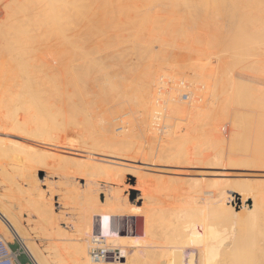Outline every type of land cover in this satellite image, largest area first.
<instances>
[{
    "label": "rangeland",
    "instance_id": "374dc122",
    "mask_svg": "<svg viewBox=\"0 0 264 264\" xmlns=\"http://www.w3.org/2000/svg\"><path fill=\"white\" fill-rule=\"evenodd\" d=\"M13 1H15V0H13ZM13 1L10 2L12 5L10 3H9L10 5H9L8 0H0V8H1V4L4 6L7 5L8 6L7 8L9 10V12H8L7 8H5L6 11L4 9H3V11L0 10V21H2V20L4 21V19L6 20L5 17H7V16H8V18H9V16L10 17L14 16L13 18H9V19H12V21L16 20L15 15H17V14H15V13H17L18 8H15L16 11H12V10H14V7L16 5H13V4H16L17 0L15 3ZM19 1H22V0H18V4H19ZM34 1L35 0L24 1L26 5L28 2H29V4L31 3L30 5L28 4L29 6H26L23 2H21L22 4L21 3L19 4V7H21L20 10L21 11L23 9L26 10V8L27 7L29 8L30 6L33 7ZM59 1L60 0H57V1L56 0H51V1L50 0H36V5H35V3H34V5L38 6V7H35V6L34 7L37 8L36 10H37L39 15L36 13L35 9H34L35 10L34 13H30V12L34 11L32 9L33 11L27 10V12H26V13H30V14H26L24 10H23L24 12H22L23 13L22 16L20 14H18V16H21V19L19 20L20 17H18V16L16 18H18L20 24H19L18 20H17V22H18V25H20V26H21V24H23L22 27H24V25L27 23V25H25V26H28V29L30 27H33V29H34V27L37 25L36 23H38L37 27L39 30H36L37 33L34 32L35 29L33 30L31 28V30H33L32 31L33 35L31 34L30 29H29L30 33H28L29 32L28 30L27 31L25 30L27 27H24V29L21 28L23 31H25L27 33L26 34L24 32L25 35L29 34V37L31 35L30 38L27 36L24 37L23 34L21 35V33H23V31H21V29L20 30L17 29V28H20V27H18L17 24H15L17 26V28L14 25V23H17V22H13V25H11V24L8 25L11 28H13V30L8 28L6 21H4L5 23H3V21H2L3 24L0 22V28L2 26L4 27L3 33L5 34L2 36V34H3V33H1V30L3 28L2 27L0 29V47L2 44L0 51L2 49H6V51H7V52H5V50L1 51L2 56H0V60H1V62H0V75H2V76H0V78L3 80V81L2 80L1 81L4 83V79L6 80V76L8 74H9L8 78L9 77H17L18 78L20 76V73H21V65L15 66L16 70H14L15 67L14 66L12 67V65H10V61L9 60L6 61L7 60L6 54L9 55V52L11 54L14 53L15 56L17 54L16 60H17V63H20V64H21V61H22L24 56H25V58L28 57L30 59V62L32 63V65H31L32 67H30V68H34L33 73L31 72V74H33V76L36 74L34 76L35 79L33 78L34 79L33 81L38 82L39 79L44 76L43 77L44 79H40L41 83L40 82H38V84L33 83L31 88H29L30 95L33 97L36 94V92L33 90H36V91H38L37 94L40 97L39 99L42 98V100H44V98H46V97H47L46 99H48V98L50 100L52 99L50 101V103H48L50 105L47 104L48 108H45V107L43 108V111L47 110V111H49V113H52V115L50 117H48V120H49L48 125L46 124L47 130H49L47 132L50 134L52 133V135H55L54 133L58 134L59 138L61 137V139H60L61 141H63L64 137H66V135L69 134V132H71V133L73 132V134H78V137L82 138V136H81L82 130L78 133H77V131H79V128L83 125L80 128V129H84L83 130L84 131L83 138L84 137H88V138L90 137V139H92V137L94 136L93 134L96 133L97 134L96 136L102 135L104 137L103 141H105L107 139H108L107 141H114V140L115 141H118V140L119 141L120 140L129 141L128 145L130 146L131 150L132 149L133 150L130 151V150L126 149V152H125V149H124V152H123V150H120L122 152L119 153V155H118V152H120V151H117L115 154H114V152L110 151L114 156H112V154L109 151H105V149H106L105 146L101 147V145H104L103 143L99 144L101 149H102V150L100 149L101 151L97 147L99 150V154L95 151L94 152L92 151L93 153L91 152L90 149L93 148L91 146V144H90L91 148L89 145H87L88 146L87 149L90 150L89 152H91V155L97 156V157L102 158V159L103 158L104 159H115L118 161H123V159H126L127 161L124 160L123 162H130L131 161V163H135L138 165H140V160H138V159L141 157L144 158V160H141V163H142V161L144 162L143 165L141 164V166L143 167V169H141V170L142 171L144 170L143 172H145V174L146 173L148 174L145 176V178H148V180L143 178V180H145L143 183H145L146 185L144 184V187L143 186L140 187V186L136 185L135 178H133L132 181L128 182L130 185L126 184V183L123 185L120 183V185L123 187H127L128 200L129 201L135 199L140 194V192L138 190H140V188H142V190L145 191V193L147 194V196H146L147 200L145 197L142 202L148 203L151 206L160 203V204L165 205L169 208L176 206V204L178 205L179 202L184 203V200L186 199L185 194H186V196H187V193H188V195H190L189 191H188V190H190V188L188 189L187 187L192 188L193 184H197V183H194V181H193L194 177H193V175H191L192 171L194 172L193 174H195V173H199V172L204 173L205 171H203V170H207L206 169L207 167H205V166L203 167L200 165L195 166V168H193L194 166H192V165L190 167H188L189 164L187 166V164L185 162V161H187V159L185 160V157H188L187 154H189L191 152V150H190L191 147L196 145L193 141H195L196 143L198 141H200V143L202 142L203 144H204L203 141H208V145L210 143L209 141H216L217 146H215V148H218L219 152L221 153V158H225L228 154L232 157L231 161L233 163V166H232L233 168L231 169V167L230 168L228 167L229 168V170H228V168L220 166L221 169L216 167L219 170L214 169V167H212L213 169H208V170H216L218 172L223 171V173H225V174H221L222 176L218 175L220 178L223 179V177H224L225 179H228L230 181L233 180L232 182H234L236 180V183L234 186H236L237 189H235V192H232L233 197H234L233 203L236 204L237 206L244 203V205H242L243 209H242L241 205L239 207H241V209L243 211H245L246 213H247V211L244 208L245 205L248 204L249 207L251 205H252L251 207H253V205L255 204L254 205L255 209H253V210H255L254 211L255 214H257L256 212L258 211L259 215L260 214L263 215L264 214V209H263L264 208V187L263 186L260 187V185L257 186L256 184L255 185L254 184H250V185L248 184V186L246 184H239V183H237V180L238 181H246V182L248 181V182H252V183H254L255 179L257 180V181L255 180V182L264 181L263 180L264 177L260 176V174L261 175L264 174V169H263L264 167L263 168L258 167L259 165L264 166V163H263L264 162V154H263L264 150L262 151V147L264 148V145L262 144V142L264 141V0H91V1L85 0L86 6H85V8L81 9L80 12L83 11L85 13L86 10L88 11V13H87L88 21L90 19L89 23L92 24V25L90 24V26H89L90 31H91V28L94 29L91 32L94 36L92 39V41L94 40L93 41L94 44H92V45L93 46L95 45L94 46L95 47V50H94L95 53L93 52L94 55L93 54L90 55L91 53H89V52L92 51V50L89 51L90 47L89 48L87 47L88 48L87 52L89 53L88 55L92 56L91 58L93 60H95L93 62V64H95V66L98 65L99 67L96 66L97 67L96 71L94 70L96 67H92V66H94L93 64L90 65V67H89L88 71L91 73L90 75L92 77H90V75H87L86 77L88 78V80L89 79L91 80V78L95 77L94 78L95 81H93V79H92V82L89 80V82L93 86V87L91 86L92 88L89 87V85H91V84H89V85L87 84V86H88L87 92L88 93L86 92L85 96H87L88 94L89 95H88V97L84 96L85 98H87V99H84V100H86L85 102L83 101L84 103H86V105L85 104L82 105V106H86L87 109H84L85 107H83L84 112L82 113V115H81V113H79L80 115H77L79 118L78 117H76L77 119L73 118L74 121L77 120L76 123L73 122L72 119H69L70 117L67 118L68 114H69V116H71V112H69L70 107H69V109L67 108L68 110L65 107V104L67 103V101L69 102V100L66 101V98H65L64 101H62V100H60V98L57 99L56 97L52 96L57 91L60 93L59 87L56 90L53 86L57 87V85L59 86L60 84H61L60 86H63L62 83H60L59 81H61V79L64 78L63 74L66 73V70L68 69V67H67V69H66V67L65 68L63 67V69L65 71H63L64 73L61 72L62 71L61 65L65 64V62L66 63H68V62L73 63L74 62V61L70 60L72 57L71 58L69 57V53H71V50L69 48L70 46H66V45H69L70 42L67 43V39H66V41H64L65 39L63 40V38L67 37L68 33H69V35H71V31H69V29L72 30V28L74 26V24H73L74 20H71V19H73L75 16L73 14V17H71V15H70V14H72L71 9L72 8L74 9L75 4L79 0L78 1H76V0H63L64 3H62V0L60 2ZM67 1L69 4L67 3ZM71 2L74 4V6H72ZM86 2H87V4H88V2H90V4H88L89 6H87ZM43 3L44 4L47 3V4L43 5ZM83 3H84V0H83ZM83 3L78 2L77 4L81 5V7L80 6H78V7L82 8L83 7L82 5H84ZM23 4L26 6V8H25V6H24V8L21 6ZM54 4H56V5H54ZM61 4H62V6H61ZM63 4H64V6H63ZM65 4H66V6H65ZM58 5H60L62 8L59 9L60 6H58ZM11 6H13V7H11ZM54 6H55V8L57 7V10L59 9L57 11V13H56V9L54 8ZM9 7H11L12 10H10ZM16 7H18V6H16ZM52 7L54 8L55 11L52 10ZM63 7H64V10H63ZM44 9H45V11H44ZM10 11H11V13L13 12L15 15H13V13L11 15ZM43 11H44L45 15L48 14V15H46L48 17H46L44 14H42ZM73 11H75V9ZM5 12L9 13L10 15L9 14L5 15L4 14ZM83 12H82V16H85L86 13L83 15ZM3 14L5 15V17ZM32 14H33V16H32ZM55 14H57V15H55ZM28 15L29 16L31 15V18L32 17L34 19L38 18L40 20L37 19V21H36V19H35V21H34L33 19H31L34 22L29 21L27 19ZM34 15L35 16L37 15V17H35ZM55 17H57V18H55ZM85 17H83V18H85ZM22 18L23 19L25 18L24 21H26V19H27V21L23 22ZM29 19H30V17H29ZM81 19L82 18H80V20ZM41 20H43V21H41ZM86 20L87 19H85V22H86ZM38 21H41V22L39 23ZM71 21H72V24H71ZM83 21L81 24H83V23L85 24V22H83ZM28 22H31V23H28ZM53 22H54V24L57 22V24L54 25V24H52ZM10 23H12V22H10ZM31 24H33V26ZM71 26H72V28H71ZM6 28L8 29V31H7L8 33H9V30H10V33H11V31H13L12 35H10V33L7 34V32L5 30ZM35 34H36L35 37H37V38H35L36 41H35V39H34V41L36 43H34V42L30 43L29 39L33 38ZM63 34H64V36H63ZM92 34H91V37H90V34L88 35V37H90V40L88 39L89 43H91L90 41L92 38ZM8 35L11 37L14 36V37H16V39L22 38V40H24V42L22 44L23 47L20 44L18 45L17 42H14V43L18 47L15 46L14 43L10 42L11 40H9V39H11V37L10 38L7 37ZM69 35H68V37H69L68 41L71 38ZM22 36L24 37V39ZM60 36H61V38H60ZM4 37L5 38L7 37L6 40H8V42H10L13 45L10 46L11 44H9L6 41L2 42L5 40ZM16 39L14 38L13 40H16ZM59 39L60 40L62 39L65 43L62 40L60 41ZM31 40H33V39H31ZM24 43L26 44V46L24 45ZM28 43H30V44L33 43V44L28 45ZM59 44H61V45H59ZM64 44L67 48L66 47L64 48ZM56 45H58V47L62 46L63 51L60 50V48L58 49V47H56ZM28 46H30V47H28ZM93 46L91 47V49H94ZM55 49L57 52L55 51ZM3 51H4V53H2ZM58 51H60V52L62 51V52L58 53ZM55 52H56V54H59V55H54ZM4 54L6 57L4 56ZM224 54L225 55L227 54V55L224 57ZM55 56H57L56 57L57 59L55 58ZM1 57H3V58H1ZM93 57H96V58L94 59ZM139 57L140 58L143 57V59L140 60V61H142V63L138 60V59H140ZM4 58H6L5 59L6 63L4 61ZM28 58H26V59H28ZM58 58L59 59L64 58V59L58 60ZM68 58H70V59H68ZM223 58L225 59L224 64H223V60H222ZM220 59L222 60V63H221ZM2 61H4V63ZM44 61L51 63V64L48 63L49 67H51L50 65L57 66V64H59V63L61 64V62H62V64L59 65L60 69H59V66H57V68L61 72V73L60 72L59 73L62 74V76H61L62 78L60 79V77H59L60 80L58 79L57 72H55L56 70L54 71V74L57 75L56 76L57 78L52 73V71L49 70L51 72L50 73L49 71L47 72V69H46V72H47V74H46V72L43 71L44 69L41 70L42 66L45 65V64H43ZM97 62H98V64H97ZM7 63H9V64L5 65ZM55 63H56V65H55ZM2 64H3V66L1 68ZM48 65L43 66V68L44 67L47 68ZM5 66H8L7 70H6L7 67H5ZM64 66L71 67V64H68V65L65 64ZM211 66H213V67L211 68ZM220 66H222V67L220 68ZM142 67H145V71H147L150 67H152V68L154 67V70L157 73L154 72V70L152 68L151 69L153 71L149 70V71H151V74H153L152 72L156 73L155 75L153 74L154 77L158 73L161 72V73L166 74V76L162 77L164 80H167L169 78L172 79L171 85H168L167 87H165V89L161 88V90L163 91V94L159 98V101L161 104H160V107L157 108L158 112H156L157 118L155 120L158 123V125H157L158 127L154 128L152 131H150V133L146 132V131L148 129V124L150 123L151 115H149V113L146 111L144 112L142 110V106H141V103H142L141 101H142V99H144V97H142L143 91L141 89V80L139 79L140 78L139 76L144 73V71H143L144 68L141 69ZM146 67H147V69H146ZM38 68H40V70L42 71L41 74L38 71ZM91 68H93L92 70H94V71L90 70ZM3 69H5V70H3ZM11 70L12 71L14 70V71L11 72ZM69 70H71V68H69ZM138 70H139V72H142V71L143 72L137 73ZM3 71H4V73L6 72L7 74L5 73L6 74L5 75L3 73ZM15 71H17V72H15ZM202 71H204L206 74H203ZM211 71L213 72L214 76H211V78L209 76V79L208 80L206 79L207 81H209L210 79L211 80L213 79L212 80L213 83L210 80L211 85L209 86V90L208 89L203 90V88L200 90V92L203 94L202 95L203 99L199 103H201L204 100V102L202 103V107H201L203 110L202 111L203 115L201 117V120L195 125H190V124H187L188 117H185L186 115L180 114L179 112H178V114L177 113L176 114L170 113V108L168 106L169 96L174 95L176 97V99L174 101H172L173 103L176 102V103H184V104L186 103L187 104L188 102H190V99L192 97L190 94L193 91L194 92L199 91L198 89H196L197 87H200V83L198 82V80H200V79L198 77H200L202 74L204 75V76L203 75L202 76L205 77V76H207V73L211 72ZM60 74H59V76H60ZM138 74H140V75H138ZM64 75H66V74H64ZM3 76H5L4 79H3ZM21 77H22V74H21ZM45 78H47V79H45ZM87 78H86V80H87ZM53 79H55V80H53ZM46 80H49L50 82L47 81L48 82V84H47ZM45 82H46V84H45ZM3 83H1L0 85H2ZM51 83L53 84V86ZM54 83H56V84L54 85ZM35 84H36V86L40 84L41 87L40 86L36 87ZM249 84L250 85H258V86L262 87L263 93L260 94L259 97L254 96L248 87ZM181 85H184L185 88L182 89ZM47 86H48V88H47ZM32 87H33V89H32ZM46 88L49 90V92L51 94L48 91L46 92ZM51 88H53V89H51ZM19 89L20 88H17L18 91H19ZM50 89L52 92L50 91ZM17 90L13 91V93L11 91V96H6L3 94H0V97H2V98H0V104H1L0 105V107H1L0 116L3 117L6 113V114H10L12 116H16L17 119L20 121L22 118L21 116H23V113H24V115L27 114V113H25V111H23L26 109V108H24V106L27 107L26 111L30 110L27 114V115H29V118H30V115L33 114L32 111H34L32 107L36 108V106L30 107V106L26 105L27 104V102L25 103L26 98L23 97L24 98V101H23L22 96H16V92H18ZM43 90H45V91H43ZM91 90H92V92H91ZM40 91L43 92V95H41L42 93ZM173 91H175V92H173ZM181 92H187L188 96L186 99H183L182 95L180 94ZM37 94L35 97L38 98ZM225 98H226V100H224L225 103L222 104L223 99H225ZM220 100L222 101L221 104H220ZM13 101L14 102L18 101V104H16V102H15V104H16L15 105L14 103H12ZM22 101L24 103L23 104L24 106H22ZM9 102H11L12 104ZM3 103L5 104L4 106H3ZM9 104H11L12 106H10ZM14 105L16 107H17V105H19V107L17 109L14 108L16 111V115H15V113H14V115L12 114V112H14V109H13V107H15ZM70 105H68V106H70ZM2 106L6 109L2 108ZM66 106H67V104H66ZM28 108H30V109H28ZM10 110H13V111H10ZM50 110H52V111H50ZM53 110H56V111H53ZM47 111H46V113H47ZM7 112H10V113H7ZM64 112H66L65 117H64ZM34 113H36V110ZM53 113H55V114L57 113L56 115H60V118L62 120L64 118L65 121L64 120L59 121L56 125L55 123H53L54 122L53 118L55 117V115ZM85 114H86V116H84V117H86L88 119L87 121L89 123L86 125H88L89 128L84 125L87 122L84 121L85 123H82V121H83L82 119L86 120V118L83 117V115H85ZM33 115H37V114H33ZM61 115L63 116V118L61 117ZM109 115L110 116L113 115V116L110 117ZM114 116L117 117L116 124L113 120L115 118ZM102 117H103V119H102ZM110 118H111V120H110ZM31 120H33V118ZM80 120H81V123L79 122ZM105 120H107L109 122V124H107V121H105ZM37 121H38V118H37ZM37 121H35V122H37ZM145 121H146V123L144 124ZM77 122H79V123H77ZM110 123H113L116 126L115 125L113 126V124H110ZM35 124L37 125L38 123H35ZM90 124L92 126V129L89 126ZM106 124L108 126H106ZM160 124L163 125V127H164L162 130H160V127H159ZM36 125L32 124V121L29 123V126H31L32 128ZM110 125H112V127ZM54 126H55V128H54ZM58 126H59V128H58ZM75 126H78V127L75 128ZM101 126H104L107 128H102ZM168 126H170V127H168ZM110 127L112 128V130L110 129ZM3 128H2V130L0 128V130H1L0 131V138L1 137H3V138L8 137L10 139L11 138L18 139L16 137H13L15 134L8 133V132H5V133L2 132L4 130L8 131V129H5L6 126H3ZM87 128H88V130H86V133H85V129H87ZM121 128L123 129L122 131H120ZM58 129L61 132H58ZM104 129H106L105 133H104ZM98 130H100V131H98ZM91 131H92V134H91ZM130 131H131V133H130ZM168 131H169V133H168ZM93 132H95V133H93ZM107 132L108 133L110 132V134H108ZM125 133H127L126 136H128V137L124 136ZM170 133H171V135H170ZM257 133L258 134L262 133L259 136H263V137L260 138L259 136H257L258 135ZM9 134L12 135V137ZM20 134H22V132ZM84 134H87L88 136H84ZM90 134L92 135V137ZM103 134L104 135L106 134V135L104 136ZM111 134H113V135L111 136ZM15 136H17V135H15ZM96 136H95V138L97 139V141H100L101 139H103V138H101L102 136L100 137L101 139H99V136H98V138ZM123 136H124V138H123ZM83 138L80 139V141L86 140L87 141V142L85 141L86 144L89 143L88 142L89 139H87V138L83 139ZM95 138L93 137V139H95ZM112 138H114V139H112ZM255 138H256V140H255ZM93 139H92V141H94ZM72 140L74 141L75 139H72ZM259 140H260V142H258L259 145H260V143L263 145V146H261L262 152H260V149L258 150L259 147H256L258 155L253 154L254 150L252 148H255L254 143H256L258 145V143L255 141H259ZM65 141H68V140L65 139ZM151 141H153V143H151ZM160 141H168L166 143V145L169 147V150L165 152L166 164L164 163L165 164V166H164L163 162L162 163L161 162H155V164L156 163H160V164H157L158 166L157 165L154 166L153 165L154 164V160H153L154 156L152 155V153L150 155L148 153L151 152V149H153V152H155L157 147H155V145H153V144L156 143V146H157ZM169 141H172L171 144L173 146L171 148H173V149H170L171 144L169 143ZM191 142H192V144H191ZM94 144H96V143H94ZM74 145H76V144H74ZM191 145H193V146H191ZM208 145L206 147L209 148L210 145L209 146ZM151 146H153V148ZM202 147L203 146H201V148ZM204 147H205V144H204ZM97 148L95 146L94 150L98 151ZM177 148L179 150H177ZM142 149L144 150V153L148 152L146 154H148L150 156V158L146 154H141V155L145 156V157H143L137 153V151L143 152ZM154 149H155V151H154ZM202 149H204V148H202ZM103 150L105 151V153H102ZM148 150H150V152ZM213 150L209 149L208 151H213ZM185 151L187 153H185ZM205 151L206 150H203L202 152H205ZM258 151H259V153H258ZM106 152H107V154H106ZM183 153H184V155H183ZM255 153H256V150H255ZM261 153H262L263 159L261 158L262 157L261 155H260L261 157L259 156V154H261ZM129 154H130V156H129ZM251 154L256 155L255 157H257V158L259 157L258 160L254 159L251 156ZM151 155L153 156V158ZM147 156H148V159H147ZM173 156H175V157L172 158ZM196 156L199 158V161L201 163L202 154L200 153V154H197ZM145 158L147 160H145ZM181 158H183V159H181ZM133 160L135 162H133ZM146 161H149V162H146ZM179 161H180V163H179ZM183 161H184L186 166L185 165L182 166V164H184ZM177 162L179 164H177ZM6 163H7V161L3 159V155L0 154V179H1V181H3L5 179V175L3 174V165H6ZM174 163H176V164H174ZM257 164H258V166H257ZM44 170H45L44 168L38 167L35 171V175L37 177V183L39 185H41V183L43 184L45 178H47V175H48L47 170H45V171ZM189 173H191V174L189 175ZM242 173H245V174L251 173L252 175L247 174L246 175L247 177H246L243 174L241 176L240 174H242ZM149 174H150L151 178L153 177L152 179L149 178ZM257 174H259V176ZM144 175H143V177H144ZM226 175H227V177H226ZM230 175H233V176H230ZM52 176H53V179H52V177H50L49 180L54 185L55 183H57V180H59V178L57 176V173H55V172H53ZM124 176H125V174L123 175L121 173L118 177L121 180H124L123 179ZM202 176H200V177H202ZM218 176H212V177L219 178ZM155 177L159 181L157 179H155ZM86 178H87L86 180L93 183V181H94L93 177H91V178L86 177ZM234 178H235V180H234ZM16 179L19 182H22V186L23 185L25 187L27 186V183L24 179L19 180L18 177ZM89 179H91V180H89ZM203 179L199 180V184H200V187L202 190L206 189L204 186L205 181ZM251 179H253V181ZM258 179H260V181H258ZM97 180L98 179L96 178L94 182H97ZM152 180L154 182L157 180V184H156V182L153 183ZM176 180H178V181H176ZM149 181H151V182H149ZM83 182H84V180H82V179H78V181H77V183L80 186L82 185ZM23 183H25V184H23ZM149 183H150V185L151 184H154V185H151V187H150ZM183 183H185V184L183 185ZM1 186L2 185L0 184V191H3V190H1V188H2ZM108 186L109 185L106 184V186H104L103 188L108 189L110 187V186L109 187ZM145 186H147V187H145ZM183 186H185V187H183ZM42 188L45 189V187H43V186H42ZM183 188H185V190ZM186 190H187V192H186ZM238 190L241 192H239ZM236 191H238V192H236ZM124 193H126V192H124ZM193 193H191L190 196H192L193 199L198 197L197 198L198 202H201L200 198L205 199V194H202V192H198V193L196 192L198 195L195 192H193ZM200 193L202 195H200ZM173 195H174V197H173ZM47 196H48V194H47ZM175 196H177V197H175ZM56 197L58 198V196H56ZM149 197L151 198L150 200H148ZM183 197H185V198H183ZM240 198H241V200H240ZM245 200L248 203L244 202ZM174 201H176L178 203H175ZM173 202L175 203V205ZM240 202H242V203H240ZM140 203H141V200H140ZM140 203L137 202L135 204V206H138ZM259 204H262V205H259ZM75 206L76 207H74V205L73 206L71 205L70 211L73 212L75 209L74 212L76 213L77 212L76 210L78 209V207H77V205H75ZM139 206H141V205H139ZM260 206L263 208H261ZM246 207H247V205H246ZM251 207H250V209H252ZM54 208H55L56 213H60V214L62 213L63 214V216L60 218V226L64 227L68 231V234L70 233L72 235V237L70 234L68 237L56 236L53 239L54 241L52 240V242L56 245H59L58 246L59 250L61 249L60 251L64 252L63 253V252H60L58 250L61 253L60 258L63 257L62 259H64L62 261L65 264H70V263L73 264L74 261L72 259H70L73 257V255H72L71 248H70V246H68V244H72L74 242V238H75V236H74L75 233L73 231L74 228H73L72 224H70V223H67L68 226H65L64 224L67 222L66 220H70V218L73 220L75 217L70 215L72 212H70L68 210L67 211L70 213H66L67 211L63 210L61 208L60 204L54 206ZM256 208H257V210H256ZM259 208H260V210H259ZM241 209L240 210L237 209V211L241 212ZM246 209L248 210L249 208L247 207ZM74 212H73V214H75ZM249 212H251V211H249ZM262 212H263V214H262ZM237 235H238V232L236 231V233L233 235V237L236 238ZM85 236H86V238L84 236H82L83 238L81 237L80 240H81V242L83 241L84 243L87 244V245L86 244L85 245H86V248L88 249V252H89V249L92 246L91 242L89 241L90 235H87V233H85ZM256 237H257L256 238L257 240L255 239L256 241L255 240L253 241L254 242L253 247H251V249L249 251H247L246 260H247L248 264H255V263L260 264V260H261V264H263V259H261V258L264 256V248H261V247H263L264 245L262 244L263 242L260 239L261 235H258ZM2 238L4 239L3 236H2ZM259 239L261 240V243H259L260 242ZM31 240L33 242H37L40 246H42L44 248L49 247L47 244H49L48 242H51L50 240L47 241V239H44L43 237H39V238L37 237L35 239L32 238ZM16 241L17 240H15V239L13 240L15 245H17ZM257 242H258V244H257ZM62 244H66L67 246L66 247L62 246ZM260 244H262V245H260ZM126 245L127 246L125 247V249H126L128 255L137 252L140 258H144L146 255V251L149 250V247L147 245H143V244L129 242ZM257 245H258V247H257ZM110 246L114 247V249H116V250H120V249H118L119 246H117V245H114L111 243ZM259 246H261V247L259 248ZM62 247H63V250H62ZM65 248H67V249H65ZM258 248H259V250H258ZM64 250H66V251H64ZM189 252H194L196 254L195 248L189 247V249H187L185 256H184V264H187ZM256 254H259V255H256ZM66 255H68V256H66ZM260 256H262V257H260ZM56 257L57 256H55L54 258H56ZM67 258H69L68 260L69 261L71 260L72 262L70 261V263H69ZM21 260H22V262H25V260H26L25 256H22ZM131 261L129 264H133V262L135 263V261L132 260V257H131ZM196 262L197 261H195V264H197Z\"/></svg>",
    "mask_w": 264,
    "mask_h": 264
},
{
    "label": "bare ground",
    "instance_id": "6f19581e",
    "mask_svg": "<svg viewBox=\"0 0 264 264\" xmlns=\"http://www.w3.org/2000/svg\"><path fill=\"white\" fill-rule=\"evenodd\" d=\"M11 1H13V0H8V4ZM24 1H27V0L19 1V4L21 2H23L25 4ZM76 1H78V0H76ZM13 2L15 3L16 0ZM78 2L83 3V0H79ZM34 3L36 5V0L34 1ZM34 3H33V7L32 6H30L29 8L27 7L28 9L26 8V6H29L31 3L29 4V2H28L27 5L25 4L26 6L24 4L21 5L23 8L25 6L26 10L23 9L25 11V13L27 12V10L33 11L34 9L35 10L37 9L35 7H38V6H35ZM62 3H64L63 0H62ZM67 3H68V1H67ZM19 4H18V0H17L16 4H13V5H16L18 7L15 6L14 10H12V8H11L13 6L9 7L10 10H12V11H16L15 8H18L17 13H15L17 15H15L12 12L13 15H15L16 17L18 16V14H20L22 16L23 15L22 12H24L23 10L22 11L20 10L21 7H19ZM46 4L43 3V5H46ZM76 4L74 6V4L72 3V6H74L75 11H73L74 9L72 8L71 9L72 14H70L71 17H73V14L75 15L74 18L71 19V20H74L73 21V24H74L73 28L71 26L72 30L69 29V31H71V35H69V33H68L67 37L63 38V40L65 39L64 41H66V39H67V43L70 42L69 45H66V46H70L69 48L71 50V53H69V57L70 58L72 57V58L71 59L68 58V59H70L71 61H74V62L73 63L72 62L71 63L65 62V64H67V65L71 64V67L64 66L65 64L61 65L62 64L61 61H60L61 64L60 63L57 64V66H59V65L62 66L61 72L65 71L63 69V67L64 68L66 67V69L68 67V69L66 70V73L63 72L64 74H66V75L63 74L64 78L61 77L62 74H60L61 72L59 71L60 66H59V69L57 68V66H54V65H50L51 67H49L48 63L49 64H51V63L45 62V61L43 64L48 65V67L46 66L47 68H45V67L43 68V66H45V65H43V66L41 65L42 66L41 70L44 69L43 71L46 72V69H47V72L50 70V71H52L53 74H54V71L56 70L55 72H57L58 79H59V77H60V79L62 78L61 81H59V82L62 83L63 86H60L61 85L60 84L59 86L57 85V87H56V86H53V84L51 83L52 86L56 90L58 87L60 90V93L58 91L56 93L54 92L55 94L52 96L56 97L57 99L60 98V100H62V101H64L65 98H66V101L69 100V102L67 101L66 104H67V106L70 104L71 105L67 107L65 104V107H66V109L67 108L69 109V107H70L69 112H71V116H69V114H68L67 115L68 117L67 116L66 117L67 118L70 117L69 119H72V121L75 123L77 120L74 121L73 118L77 119L76 118V117H78L77 115H80L79 113H81V115H82V113L84 112L83 110L87 109L86 106H82L84 104L86 105V103H84L86 100H84V99H87L85 97H88V95H89L88 94L87 96H85L87 89H88L87 84L88 85L91 84L89 82L90 79L88 80V78L86 76L91 74L88 70H89L90 65H92L93 62L95 61L91 58L92 56H90L93 54V52L95 50V47H94L95 45L94 46L92 45V44H94L93 43L94 40L92 41L94 36L91 33L94 29L91 28V31H90L89 26L91 23H89L90 19L88 21V17H87L88 11L86 10V12H85L86 14L82 11L83 15L85 14L86 17L82 16V12H80L81 9L85 8V6H86L85 0L83 3L84 5H82L83 6L82 8H80L81 5H79V4L76 5ZM86 4H87V2H86ZM88 4H90V2H88ZM88 4H87V6H89ZM54 5H56V4H54ZM58 6H60V5H58ZM61 6H62V4H61ZM61 6L59 7V9L62 8ZM63 6H64V4H63ZM65 6H66V4H65ZM78 6H80V7H78ZM7 7H8L7 5L4 6L1 4L0 10L3 11V9L5 10V8H7ZM54 8H55V6H54ZM54 8L52 7L53 11H55ZM55 9H56V13H57V11L59 9L57 10V7ZM7 10H8V8H7ZM35 10L33 12H30V13H34ZM63 10H64V7H63ZM44 11H45V9H44ZM44 11L42 14H44ZM8 12H9V10H8ZM12 13L10 11L11 15H12ZM30 13H26V14H30ZM36 13L38 14L37 10H36ZM4 14L7 15L9 13L5 12ZM5 15H4V17H5ZM46 15H48V14H46ZM55 15H57V14H55ZM21 16H18V17H20L19 20L21 19ZM32 16H33V14H32ZM13 17L9 16V18H13ZM16 17H15L16 20H14V21H12V19H9L8 16L5 17L6 20L4 19V21L7 22V26L9 24L13 25V22H17L18 18H16ZM29 17H30V19H29ZM35 17H37V15ZM46 17H48V16H46ZM83 17H85V18H83ZM25 18L24 19L22 18L23 22H26L27 19L29 21H33V20L35 21V19H36V18L34 19L33 17L31 18V15L27 16L26 21H24ZM55 18H57V17H55ZM80 18H82V19L80 20ZM31 19H33V20H31ZM37 19H36V21H37ZM85 19H87L86 22H85ZM19 20H18V22H19ZM38 20H40V19H38ZM2 21H0V22L2 23ZM4 21H3V23H5ZM41 21H43V20H41ZM41 21H38V22L40 23ZM82 21L85 22V24L84 23L81 24ZM10 22H12V23H10ZM18 22L14 23V25L15 24L18 25ZM28 23H31V22H28ZM19 24H20V22H19ZM36 24L38 25V23H36ZM52 24H54V22ZM55 24H57V22ZM71 24H72V21H71ZM25 25H27V23ZM25 25H24V27H27L25 30L29 31V29H30L32 35H33L32 31L34 29H35L34 32H36V33H37L36 30H39L37 25L34 27V29H33V27H30V26H29L30 28L28 29V26H25ZM31 25L33 26V24H31ZM22 26H23V24H21V26L18 25V27H20V28H17V26H16V28L19 30L21 28L24 29V27H22ZM8 28L13 30V28H11L10 26H8ZM31 28L33 30H31ZM22 29H21V31H23ZM3 30H4V27L2 28L1 33H3ZM5 30H6V32L8 31L7 28ZM30 31L28 33H30ZM12 32L13 31H11V33H10V30H9L10 35H12ZM24 32L25 31H23V33H21V35L23 34L24 37L25 36L29 37V34L25 35L26 32L25 33ZM9 33L7 32V34H9ZM89 34H90V37L92 34V38L90 41L91 43L88 42L90 40V37H88ZM3 35H5V34L3 33L2 36ZM68 35L71 37L69 41H68V39H69ZM35 36H36V34L34 35V37L32 36L33 38H31V39H33V40L29 39L30 43L31 42L36 43L35 38H37V37H35ZM61 36H60V38H61ZM63 36H64V34H63ZM7 37L10 38L11 36L8 35ZM13 37H11V39H9V40H11L10 42H12V43L17 42L18 45L20 44L22 46L24 40H22V38L16 39V37H14L16 40H13L14 39ZM24 37H23V39H24ZM30 37H31V35H30ZM6 38L4 41H2V40L1 41L2 42H5V41L8 42V40H6ZM34 39H35V41H34ZM10 42H8V43L11 44ZM30 43H28V45L33 44V43L30 44ZM12 45L13 44H11L10 46H12ZM14 45H15V43H14ZM24 45L26 46L25 43H24ZM59 45H61V44H59ZM15 46H17V45H15ZM66 46L64 44V48ZM92 46L94 47V49H91ZM1 47H2V44H1ZM28 47H30V46H28ZM56 47H58V45H56ZM87 47L88 48L90 47L89 51L92 50L89 52V53H91L90 55H88L89 53L87 52L88 51ZM59 48H60V50L63 51L62 46H59L58 49ZM2 50H5V52H7L6 49H2ZM1 51H0V56H2ZM55 51H56V49H55ZM56 52H55V54L54 53L53 54L59 55V54H56ZM61 52L58 51V53H61ZM2 53H4V51ZM226 55L224 54V57ZM4 56H5V54H4ZM6 56H5L7 58L6 61L9 60L10 65H12V67L13 66L15 67L17 65H21V73H20V76L18 78L17 77H9L8 78V75H9L8 74L6 76V80H5L4 79L5 76H3L4 83L2 82L3 80L0 78V81L2 80L0 82V84L3 83L2 85H0V90L2 91V92L0 91L1 92L0 94L6 95V96H11V91L13 93V91H16L17 88H20L19 91L17 90L18 92H16V96H22V98L23 97L26 98L25 99V103L27 102L26 105H28L30 107L36 106V108L32 107L34 110V111H32V113L37 114V115L31 114L30 118H29V115H27V114L30 110L26 111L27 107H25L23 105L24 104L23 103L24 98H23L22 106H24V108H26L23 111H25V113H27V114L24 115V113H23V116H21L22 118L20 121L17 119L16 116H12L10 114L5 113V115L3 114L4 115L3 117L0 116V128H1V130H2L3 126H6L5 129H8V131L4 130L2 132H4V133L8 132V133L15 134L17 136L14 135L13 137L18 138V139H14V138L10 139L8 137H6L7 139L3 138V137L0 138V149H1L0 154H2L3 159L7 161L6 165H3V174L5 175V179L3 181H1V179H0V184L2 185L1 190H3V191H0V237L3 236L5 239L4 241H6V242H13L14 239L19 241L21 243V245L23 246V248L30 254V256L34 260L35 264H61L63 262L62 260H64V259H62L63 257L60 258L61 257L60 252H63V251H60L61 249L59 250V247H58L59 245H56L52 242V240L56 236L68 237L70 234V233L68 234V231L64 227L60 226V218L63 216V214L62 213L61 214L56 213L55 208H54V206H56L58 204H60L61 208L65 211H67V210L70 211L71 205L72 206L74 205V207H76L75 205H77V207H78V209L76 210L77 211L76 213L74 212L75 209L73 211L75 214H73V212L70 211V212H72L70 215L74 216L75 218L73 220L70 218V220H66L67 221L66 223L64 222L65 226H68L67 223H70V224H72V226L74 228L73 231L75 233L74 236L76 239L74 238V242L73 241H72L73 243L71 242L72 244H68V246H70V248H71L72 255H73L72 258H70V257L69 258L74 261L73 264H129L131 261V257H132V260H134L136 264H184V256H185L187 249H189V247L195 248L196 254L194 253L195 251L189 252L187 264H195V261H197L196 262L197 264H248V262L246 260L247 251H249L251 249V247H253V245H254L253 241L257 238L256 236L261 235L260 239L262 240V242H263L262 244L264 245V216H263L264 214L262 212L263 215H261V214L259 215L258 211L256 212L257 214H255V212H254L255 210H253V209H255V207H254L255 204L253 205V207H251L252 205L250 206L252 209H250L249 205L246 204L247 207L250 209V210L249 209L248 210L251 211V212H249L246 209L247 207L245 205L244 208L247 211V213H246L245 211L242 210L243 209L242 205H244V203L240 204L242 209H241V207H239L240 206L239 204H238L239 206H237L236 204L233 203L234 197H233L232 192H235V189H237V187L234 186L236 183L235 178H234V180H235L234 182H232L233 180L230 181L228 179H225L224 177L222 179L218 175L225 174V173H223V171L222 172L216 171L218 168H220V166H223L225 168L231 167V169H232L233 168L232 167L233 163L231 161L232 157L228 154L225 158H221V153L219 152L218 148H215V146H217L216 141H209L210 142L209 148L206 147L208 145V141H203L205 144V147H204V144L202 142L200 143V141H198L199 143L198 142L196 143L195 141H193L196 145L195 146H193L194 144L191 145L194 148L193 147H191V149L189 148L191 150V152L189 154H187L188 157H185V160L187 159V161H185L187 166L189 164L188 167H190L191 165L194 166L193 168H195V166H197V165L207 167L206 168L207 170H203V171H205L204 173L199 172V173L193 174L194 173L193 171H192V174L189 173V175L190 174L193 175L194 183H197V184H193L192 188L187 187L188 189L190 188V190H188L189 194L191 195V193H193V192H195V193L196 192L197 193L202 192V194H205V199L200 198L201 202L197 201L198 197L193 199V197L188 195V193H187V196L185 194L186 199L184 200V203L179 202L178 205L176 204V206H174L172 208L171 207L169 208V207L162 205L160 203L151 206L148 203L142 202L144 200V198L147 196V194L145 193V191L142 190V188H140V190H138L140 192V194L135 199L129 201L128 200L127 187L121 186L120 183L122 185L125 183L129 184L128 182L132 181V179L135 178L136 185H138L140 187H142V186L144 187L145 183H143V182L145 180H143V178H145V176L148 175L147 173L145 174V172H143L144 170L143 171L141 170V169H143L141 164L142 165L144 164L143 161L141 163V160H144V158L141 157L142 159L141 158L138 159V160H140V165H138L135 163H131V161L130 162H123L126 159H123V161H118L115 159H104V158L102 159V158H99L97 156L91 155L92 151L93 152L95 151L99 154V150L103 146L106 147L105 151H109V152L111 151V152H114V154L120 150H123V152H124V149H125V152H126V149L130 150V151H132L133 149L131 150L130 146L128 145L129 141H123V140L107 141L108 139L103 141L104 137L102 135H101L102 137L100 135H98V136H99V139H101V138H103V139H101L100 141H97V139L95 138V136L97 134L95 132H93V133H95V134H93L94 135L93 137L96 140L93 139V137L91 135L92 131H91L90 135L94 141H92V139H90V137L89 138L84 137L85 139L86 138L89 139L88 140L89 143L86 144V142H87L86 140H85L86 142L83 140L80 141V139L83 138V133H84V131H83L84 129H80L83 125L82 126L80 125L81 127L79 128V131H77V133H78L82 130V135H81L82 138H79L78 134H73V132L72 133L69 132V134H67L66 137H64L63 141H61L60 140L61 137L59 138L58 134L54 133L55 135H52V133L51 134L48 133L47 132V131H49V130H47V125H48V121H49L48 117H50L52 115V113H49V111H47V110L43 111V108L44 107L48 108V105H50L48 103H50V101L52 99L51 100L49 98L46 99L47 97L46 98L43 97L44 100H42V98L39 99L40 97L37 94L38 91H36V90H33V91L36 92V94L38 95V98L35 97L36 94L32 97L30 95V91H29V88H31L32 84L33 83L38 84V82H40V79H44L43 78L44 76L42 78L39 77L40 79L38 82H36V81L34 82L33 80L35 79L34 76L36 74L34 76H33V74H31V72L33 73L34 68H30V67H32L31 66L32 63L30 62V59L28 57H26V58H28V59H26L24 56L22 61H21V64H20V63H17V60H16L17 54L15 56L14 53L11 54L9 52V55L6 54ZM3 57H1V58H3ZM56 57L57 56H55V58ZM143 57H141V58L139 57L140 59H138V60L140 61L141 59H143ZM6 58H4V61ZM93 58L95 59L96 57H93ZM61 59H64V58H60V59L58 58V60H61ZM222 60H223V64H224L225 59L223 58ZM222 60H221V63H222ZM4 61H2V62L4 63ZM6 61H5V63H6ZM0 62H1V60H0ZM98 62H97V64H98ZM140 62L142 63V61H140ZM8 64L9 63H7L5 65H8ZM55 65H56V63H55ZM93 65L94 66H92V67H96V66L99 67L98 65H96V66H95V64H93ZM2 66H3V64L1 65V68H2ZM213 66H211V68ZM5 67H7L6 68V70H7L8 66H5ZM97 67L94 69L95 71H96ZM221 67L222 66H220V68ZM69 68H71V70H69ZM151 68L152 67H150L147 71H145V67H142L141 69H143L144 73L141 74L142 76L140 74H138V75H140L139 76L140 78L139 77L138 78L141 80V89L143 91L142 97H144V99H142V101H141L142 102L141 103L142 110L144 112L145 111L148 112L149 115H151L150 123L148 124V129L146 131L149 133L154 128L158 127L157 126L158 123L155 120L157 118V115H156V112H158L157 108H159L160 104H161L159 101V98L163 94V91L161 90V88L165 89V87L172 84V79L169 78L167 80H164L162 78L163 76H166V74H164V73L160 72L154 77L153 74L155 75L157 72L154 70V67H153L152 69L156 73L152 72L153 74H151V71H149V70H152ZM92 69L93 68H91L90 70H92ZM146 69H147V67H146ZM3 70H5V69H3ZM14 70H16V67ZM41 70H40V68H38V71L40 72V74L42 72ZM94 70H92V71H94ZM139 70L137 71V73L139 72ZM13 71L11 70V72H13ZM212 71L208 72L207 76H205V77H203L204 76L203 74H206V73L204 71H202L203 76L200 74L201 78L198 77L200 79V80H198V82L200 83V87L196 88L199 91H195V92L193 91L190 94L192 97L190 99V102H188L187 104L186 103L185 104L184 103H176V102L173 103L172 101H174L176 99V97L174 95L169 96L168 106L170 108V113H172V114L177 113L178 114V112H179L180 114H184V115H186L185 117H188L187 124H190V125L197 124L201 120V117L203 115V113H202L203 110L201 107H202V103L204 102V100L201 103H199L203 99V97H202L203 94L200 92V90L202 88H203V90H207V89L209 90V86L211 85V82L213 83V81H212L213 79L212 80L210 79L211 82H210V80L209 81H207V80L209 79V76H210V78H211V76H214ZM15 72H17V71H15ZM47 72H46V74H47ZM142 72H139V73H142ZM3 73H4V71H3ZM21 74H22V77H21ZM59 74H60V76H59ZM57 75H55V77ZM0 76H2V75H0ZM90 77H92V76L90 75ZM86 78H87V80H86ZM94 78L95 77L91 78L90 81L92 82V79H93V81H95ZM45 79H47V78H45ZM49 80H46V82L47 81L50 82ZM53 80H55V79H53ZM46 82H45V84H46ZM48 82H47V84H48ZM55 84L56 83H54V85ZM35 86H36V84H35ZM39 86H40V84L37 85L36 87H39ZM91 86H92V84L89 85V87H91ZM248 87H249L250 91L253 93V95L256 97H259L260 94L263 93L262 87H260L258 85H250L249 84ZM47 88H48V86H47ZM47 88H46V92L47 91L49 92V90ZM32 89H33V87H32ZM51 89H53V88H51ZM51 89H50V91H51ZM43 91H45V90H43ZM91 92H92V90H91ZM173 92H175V91H173ZM41 93H42L41 95H43V92H41ZM0 98H2V97H0ZM224 100H226V98L223 99L222 104L225 103ZM15 102L13 101L12 103L15 104ZM221 102L222 101L220 100V104H221ZM4 103H3V106L5 105ZM9 103H11V102H9ZM11 104H9V105L12 106ZM16 104H18V101L16 102ZM3 106H2V108H4ZM18 107H19V105H17V107L16 106L13 107V109L14 108L17 109ZM83 107H85V108L83 109ZM0 109H1V107H0ZM4 109H6V108H4ZM15 109H14V112H12L13 115H14V113L16 115ZM28 109H30V108H28ZM35 110H36V113H34ZM10 111H13V110H10ZM46 111H47V113H46ZM50 111H52V110H50ZM53 111H56V110H53ZM7 113H10V112H7ZM53 114L55 115V117L53 118V121H54L53 123H55L56 125L59 121H63V120L65 121V119L63 118L62 115H61V117L63 118V120L60 118V115H56L57 113L56 114L53 113ZM65 114H66V112H64V117H65ZM84 116H86V114L83 115V117ZM112 116H110V117H112ZM31 117L33 118V120H31L32 119ZM37 118H38V121H37ZM84 118H86V117H84ZM102 119H103V117H102ZM82 120H83L82 123L87 122L84 125L88 127V125H86V124H89L87 121L88 119L86 118V120H84V119H82ZM107 120H105V121H107ZM110 120H111V118H110ZM113 120L116 124L117 117H115ZM31 121H32V124H34V125H36L35 123H38V124L32 128L31 126H29V123ZM33 121L34 122L37 121V122L34 123ZM79 122L81 123V120ZM79 122H77V123H79ZM145 123H146V121L144 122V124ZM107 124H109L108 121H107ZM107 124H106V126H108ZM110 124H113V123H110ZM115 124H113V126ZM89 126L92 129L91 124ZM110 126L112 127V125H110ZM76 127H78V126H75V128ZM101 127L107 128L104 126H101ZM111 127H110V129L112 130ZM168 127H170V126H168ZM54 128H55V126H54ZM58 128H59V126H58ZM88 128L85 129V133H86V130H88ZM105 130L106 129H104V133L106 132ZM122 130L123 129L121 128L120 131H122ZM98 131H100V130H98ZM169 131H168V133H169ZM21 132H22V134H20ZM58 132H61V131H59V129H58ZM130 133H131V131H130ZM171 133H170V135H171ZM108 134H110V132ZM126 134L127 133H125L124 136H126ZM261 134H258L257 136H259ZM112 135L113 134H111V136ZM10 136L12 137V135H10ZM84 136H88V135L84 134ZM98 136H96V137L98 138ZM124 136H123V138H124ZM126 137H128V136H126ZM259 137L261 138L263 136H259ZM65 139H67L68 141H65ZM72 139H75L76 141L75 140L73 141ZM112 139H114V138H112ZM255 140H256V138H255ZM167 142L168 141H160L157 146L155 143L153 145H155V147H157L156 151L154 149L155 152H153V149H151V152H150V150H148L150 153L146 152L149 155L152 153V155L154 156V159H153L154 160V164H153L154 166H156L157 164H160V163L155 164V162H161V163L163 162V164L164 163L166 164L165 152L169 150V147L166 145ZM171 142L172 141H169L170 144H171ZM255 142L258 143V142H260V140L255 141ZM94 143H96V144H94ZM101 143H103L104 145H101V147H100L99 144H101ZM151 143H153V141H151ZM74 144H76V145H74ZM90 144L93 148H91ZM191 144H192V142H191ZM254 144H255V148H252L254 150L253 154H257L256 147H259L258 150L260 149V152H262L264 150V148L262 147V151H261V146L264 145V141L262 142L263 145L261 143H260V145H259V143H258V145L256 143H254ZM87 145L90 146L91 152H89L90 150L87 149L88 148ZM95 146H96V148L97 147L99 148V150L97 148L98 151L94 150ZM172 146L173 145L171 144L170 149H173V148H171ZM201 146H203L202 148H204V149H202ZM151 147L153 148V146H151ZM209 149L210 150L214 149V150L208 151ZM177 150H179V149L177 148ZM203 150H206L205 151L206 153L202 152ZM255 150H256V153H255ZM105 151L103 150L102 153H105ZM186 151H185V153H187ZM121 152L122 151L118 152V155ZM137 153L140 155L146 154V153H144V150H143V152L137 151ZM200 153L202 154L201 163L199 161V158L196 156L197 154H200ZM258 153H259V151H258ZM106 154H107V152H106ZM148 154H146V155H148ZM263 154H264V151H263ZM183 155H184V153H183ZM260 155L262 156V153L259 154V156ZM112 156H114V155L112 154ZM129 156H130V154H129ZM141 156L145 157L144 155H141ZM148 156H147V159H148ZM153 156H152V158H153ZM251 156L257 160L259 158V157L258 158L255 157L256 155L251 154ZM174 157L175 156H173L172 158H174ZM149 158H150V156H149ZM261 158L263 159V156ZM147 159L145 158V160H147ZM181 159H183V158H181ZM133 162H135V161L133 160ZM146 162H149V161H146ZM179 163H180V161H179ZM179 163L177 162V164H179ZM183 163H184V161H183ZM165 164H164V166H165ZM174 164H176V163H174ZM183 165H185V163L182 164V166ZM257 166H258V164H257ZM38 167L44 168L45 170H47V174H48L47 178H45V180H44V183L43 184L41 183V185H39L37 183V177L35 175V171ZM212 167H214V169H216V170H208V169H213ZM216 167H218V168H216ZM258 167L263 168L264 166L259 165ZM229 168H228V170H229ZM53 172L57 173V176L59 178V180H57V183H55L56 185L55 184L53 185L51 183V181L49 180L50 177H52V179H53V176H52ZM121 173L123 175L125 174V176L123 177L124 180H121L118 177ZM243 174L245 176L247 174L252 175L251 173L250 174L249 173H247V174L242 173L240 175L242 176ZM143 175H144V177H143ZM227 175H226V177H227ZM257 175L259 176V174H257ZM200 176H202V177H200ZM212 176H218L219 178H215ZM230 176H233V175H230ZM260 176L264 177V174H262V175L260 174ZM17 177L19 178V180L24 179L27 183V186L26 187L24 185L22 186V182H19L16 179ZM86 177H89V178L93 177L94 181L96 178L98 180H97V182H94L92 180L93 181V183H92V182H89L88 180H86L87 179ZM149 178H151L150 174H149ZM78 179L84 180V182L82 183L81 186L77 183ZM145 179L148 180V178H145ZM155 179H157V178L155 177ZM200 179H203L205 181L204 186L206 189H204V190H202L200 187V184H199ZM89 180H91V179H89ZM157 180L155 181L156 184H157ZM251 180L253 181V179H251ZM255 180H254V183L248 182V181L246 182V181H238L237 180V183L246 184L247 186H248V184L249 185L250 184H254V185L256 184L257 186L260 185V187H262V186L264 187V181L255 182ZM176 181H178V180H176ZM258 181H260V179H258ZM149 182H151V181H149ZM155 182L153 181V183H155ZM23 184H25V183H23ZM106 184H108L110 186V187L108 186L109 187L108 189L103 188L104 186H106ZM184 184L185 183H183V185ZM149 185H150V183H149ZM151 185H154V184H151ZM151 185H150V187H151ZM42 186L45 187V189H43ZM147 186H145V187H147ZM183 187H185V186H183ZM183 189L185 190V188H183ZM238 191H236V192H238ZM124 192H126V193H124ZM186 192H187V190H186ZM239 192H241V191H239ZM47 194H48V196H47ZM202 194L200 193V195H202ZM56 196H58V198ZM173 197H174V195H173ZM175 197H177V196H175ZM185 197H183V198H185ZM150 199L151 198L149 197L148 200H150ZM140 200H141V203H140ZM146 200H147V197H146ZM240 200H241V198H240ZM137 202H139L140 203L139 205H141V206H139V205L135 206V204ZM174 202L178 203L176 201H174ZM242 202H240V203H242ZM244 202L248 203L246 200ZM175 203H174V205H175ZM259 205H262V204H259ZM261 208H263V207H261ZM237 209H239V210L241 209V212H238ZM256 210H257V208H256ZM259 210H260V208H259ZM68 211L66 213H70ZM134 216L142 218L143 234L141 236L130 235V233H129L130 225H131L130 218L134 217ZM126 223H127V228H126L127 233L126 234H120L119 232H116V230H115L116 228H121L122 227L121 224L124 225ZM95 226H97V229H98L97 232H94ZM236 231L238 232V235L236 238H234L233 235L236 233ZM85 233H87V235H90L89 236L90 242L92 241V237H97V238L99 237L101 239L102 244L109 247L110 249H112V248L114 249V247L110 246L111 243L119 246L118 249H120L119 250L120 255L115 259H106V260H102V261H98V262L93 261L90 258L88 249L86 248L87 244L84 243L83 241L81 242V240H80L82 236H84L86 238ZM95 233H97V234H95ZM37 237L38 238L43 237L44 239H47V241L50 240L51 242H48L49 244H47L49 247L44 248V247L40 246L37 242H33L31 240L32 238L35 239ZM71 237H72V235H71ZM261 240L259 243H261ZM129 242L147 245L149 247V250L146 251L145 257L140 258L137 252L133 253V254L129 253L130 255H128L125 247L127 246L126 244ZM257 244H258V242H257ZM262 244H260V245H262ZM62 246L66 247L67 245L62 244ZM257 247H258V245H257ZM260 247L261 246H259V248ZM259 248H258V250H259ZM261 248H264V246ZM65 249H67V248H65ZM62 250H63V247H62ZM64 251H66V250H64ZM256 255H259V254H256ZM55 256H57V257L54 258ZM66 256H68V255H66ZM260 257H262V256H260ZM69 258H67V260ZM261 259H263V264H264V256ZM70 261H69V263H70ZM135 263L133 262V264H135ZM260 264H261V260H260Z\"/></svg>",
    "mask_w": 264,
    "mask_h": 264
},
{
    "label": "built area",
    "instance_id": "2783aa9c",
    "mask_svg": "<svg viewBox=\"0 0 264 264\" xmlns=\"http://www.w3.org/2000/svg\"><path fill=\"white\" fill-rule=\"evenodd\" d=\"M182 88H185L184 85H181ZM183 99L187 98V92L180 93ZM160 130L164 127L159 125ZM159 130V131H160ZM17 245L14 242H5L2 237H0V264H35L34 260L30 254L23 248L19 241H16ZM92 246L89 250L90 258L93 261H102L106 259H115L120 255V251L116 249H110L109 247L102 244L101 239L98 237H92L91 241ZM25 256V262H22L21 257Z\"/></svg>",
    "mask_w": 264,
    "mask_h": 264
},
{
    "label": "water",
    "instance_id": "95a60500",
    "mask_svg": "<svg viewBox=\"0 0 264 264\" xmlns=\"http://www.w3.org/2000/svg\"><path fill=\"white\" fill-rule=\"evenodd\" d=\"M130 221H131V225H130V235H138V236H141L143 234V228H142V218L141 217H137V216H134V217H131L130 218ZM123 224V223H122ZM121 224V228H116V232H119L120 234H126L127 233V223L122 225ZM97 226L94 227V232H97ZM97 234V233H95Z\"/></svg>",
    "mask_w": 264,
    "mask_h": 264
}]
</instances>
